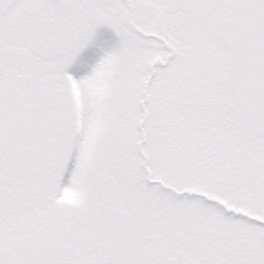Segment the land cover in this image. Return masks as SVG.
Instances as JSON below:
<instances>
[{
	"label": "snow or ice",
	"instance_id": "1",
	"mask_svg": "<svg viewBox=\"0 0 264 264\" xmlns=\"http://www.w3.org/2000/svg\"><path fill=\"white\" fill-rule=\"evenodd\" d=\"M0 264H264V0H0Z\"/></svg>",
	"mask_w": 264,
	"mask_h": 264
},
{
	"label": "rangeland",
	"instance_id": "2",
	"mask_svg": "<svg viewBox=\"0 0 264 264\" xmlns=\"http://www.w3.org/2000/svg\"><path fill=\"white\" fill-rule=\"evenodd\" d=\"M89 55L91 54V53H88Z\"/></svg>",
	"mask_w": 264,
	"mask_h": 264
}]
</instances>
